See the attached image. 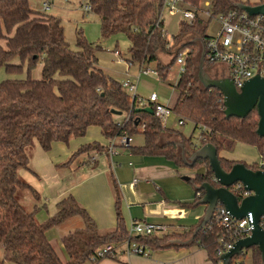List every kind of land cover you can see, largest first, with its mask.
<instances>
[{"label": "trees", "instance_id": "trees-1", "mask_svg": "<svg viewBox=\"0 0 264 264\" xmlns=\"http://www.w3.org/2000/svg\"><path fill=\"white\" fill-rule=\"evenodd\" d=\"M183 2L192 7L209 2L212 17L237 10V4L264 3ZM88 6L99 19L101 39L124 36L129 42L126 62L138 67L156 63L162 81L179 55L188 49L183 72L173 87L177 99L171 112L179 121L191 124V135L163 127L153 108L151 114L137 112L140 107L122 88L121 82L99 67L96 58V53L102 51L99 44L88 42L78 31L76 49L72 50L64 38L59 18L35 12L29 0H0V41L5 43L4 47L0 45V69L16 75L24 68L26 71L24 79L0 82V264H93L105 258L117 260L119 252L96 258L95 251L106 245H120L127 237L119 209L120 194L112 176L117 225L111 232L99 234L88 213L71 195L61 199L56 213L42 224L35 218L36 208L30 212L23 208L16 199L19 192L28 191L39 200L37 191L19 176L20 170H29L27 149H32L35 142L47 152L52 144H68L71 139L84 137L88 128L96 127L111 142L122 136H141L142 145L127 148L131 156L160 159L176 169L188 168L181 160V150L188 158L205 144L216 148L219 164L225 172L236 163L244 164L221 156L233 153L238 145L252 147L263 160L264 139L256 134V110L244 119L226 118L220 93L204 89L198 81L201 48L198 42L191 41L198 39L206 44L208 21L200 16L190 24L182 21L169 46L159 19L162 0H88ZM163 54L170 58L164 66L159 62ZM16 59L18 64L13 63ZM39 64L41 77L32 79L30 72ZM209 68L211 66L205 63V69ZM103 150L96 142L83 145L61 166H69L82 154ZM244 165L254 171L257 169L256 164ZM189 169L193 176L187 184L194 197L193 202L185 206L193 208L204 195L197 187L203 183L214 188L219 185L213 180L207 160H198ZM71 217H80L83 227L61 238L67 256V261L63 262L47 240L46 232ZM201 221L183 234L152 236L140 243L150 251L180 247L178 243L188 241ZM187 246L205 251L210 264H219L220 229L215 214ZM241 256H234L230 264ZM252 264H261L256 247L252 250Z\"/></svg>", "mask_w": 264, "mask_h": 264}, {"label": "crops", "instance_id": "crops-1", "mask_svg": "<svg viewBox=\"0 0 264 264\" xmlns=\"http://www.w3.org/2000/svg\"><path fill=\"white\" fill-rule=\"evenodd\" d=\"M258 3L256 1L250 4ZM120 38L119 36L109 38L115 43L114 49L111 51V58L117 64L122 63L121 66L125 73L124 79L119 82L125 80L136 82L139 72L136 76H129V70L134 65L128 64L126 59L122 58V53L117 49ZM103 51L105 50L102 48L101 52L96 53L98 65L102 70L100 57ZM137 69L139 71L140 67ZM221 69L224 71V68ZM222 75L226 76L225 73ZM141 77L136 83V88ZM180 132L183 134L182 131ZM135 140H133L132 145H142V137L139 141ZM94 142L104 147L101 152L92 151L89 153V159L95 161L76 164L77 159H75L69 166H61L81 146ZM110 144H113L111 156H109L108 148ZM35 148L34 152L36 153L37 149ZM38 149L41 150L39 145ZM40 152L35 154L38 158L36 169L29 168V170H26L29 178L24 181L35 189L36 186L41 187L42 181L47 179V182H49L47 187L44 185L46 187L44 189L38 191L35 189L39 200H36L28 191L19 192L16 199L29 212L36 208L35 218L41 224L56 213V205L61 199L71 195L88 213L99 234L113 231L117 225V217L110 176L115 180L120 194L119 209L125 228L132 221H145L164 225L167 228L165 234H183L204 217L205 206L200 204L193 208L185 206L193 202L194 196L193 190L182 178H192L193 174L186 175V173L181 172L182 168L176 169L160 159L131 156L127 148L120 147L117 140L112 143L105 139L96 127L88 128L82 138L71 139L68 144L54 143L49 151L44 152L41 150ZM221 156L237 161L229 157L228 154H222ZM113 159L118 162V169L114 166ZM131 159H134V161H131ZM29 164L30 167L33 165L32 160ZM70 177L73 178V182L65 184L61 180V178L65 180ZM133 180H137L135 186H132ZM48 187L51 188L49 192H47ZM43 211L45 216L41 214ZM82 227L83 222L80 217H71L46 232L47 240L63 262L67 261V256L61 245V238L67 233ZM54 230L59 232L58 242L53 241L51 238L52 236L55 237ZM182 243H178L181 245L180 247L150 251L147 258L135 255L128 256L119 252L117 260L105 258L93 264H210L205 251L193 246L188 247Z\"/></svg>", "mask_w": 264, "mask_h": 264}, {"label": "built area", "instance_id": "built-area-1", "mask_svg": "<svg viewBox=\"0 0 264 264\" xmlns=\"http://www.w3.org/2000/svg\"><path fill=\"white\" fill-rule=\"evenodd\" d=\"M177 5L184 7L181 15L183 21L188 24L196 16L200 15L207 17V19L214 18L220 24L216 36H209L205 44V63L210 65L211 68L213 66L224 68L226 77L232 81L237 90L255 75L264 79V17L249 16L238 9L224 15L212 17L209 2L203 3L200 7H192L185 4L183 0H162V9L166 7L171 11L176 9ZM48 8L47 4L43 5V10L47 11ZM84 10L89 12L90 7L85 6ZM187 52L188 50L182 52L176 60V63L180 66V73L183 72ZM141 76H154L159 79L156 68L150 69L149 67L141 66L136 82L125 80L121 82V86L138 107L153 108L155 117L165 127L164 121L172 114L171 108L160 104L155 93H151L146 99L136 94V83ZM177 123L179 126L184 125L183 121L178 120ZM117 142L120 147L128 148L132 145L133 139L128 136H122L117 139ZM108 148L109 156H111L113 144H110ZM93 160L91 159V162ZM253 164H256V171H264V160L260 159L258 163ZM136 183L137 180H133L132 186H135ZM228 189L236 196L239 202L252 195V192L246 191L239 182L234 183ZM214 214L217 227L220 229V247L217 249V256L218 263L221 264L219 257L222 254L228 252L237 241L250 236L253 230V221L250 213L242 219H234L221 205L220 207L217 205ZM259 224L264 231V217L261 218ZM126 231L127 237L120 245L103 246L95 251V257L104 258L106 255L120 252L128 256L135 255L147 258L150 255V250L140 243V240L163 235L167 232V228L164 225L145 221H132ZM92 259L94 260V258Z\"/></svg>", "mask_w": 264, "mask_h": 264}, {"label": "rangeland", "instance_id": "rangeland-1", "mask_svg": "<svg viewBox=\"0 0 264 264\" xmlns=\"http://www.w3.org/2000/svg\"><path fill=\"white\" fill-rule=\"evenodd\" d=\"M241 2H264V0H240ZM30 7L37 13H41L43 15L47 16H55L59 18L61 21V24L64 28V38L66 42L69 44L70 48L72 50H75V35L76 32L80 31L84 38L94 44H99L102 46L103 51L102 55L100 57V63L102 64L103 70L108 73L112 78L120 81L123 80L125 77V73L123 71V67L121 66L122 63L117 64L111 57V51L114 49L115 43L113 40L106 39L103 40L100 37V22L97 16H95L92 12H86L84 10L85 6H88V0H29ZM47 4L48 5V10L45 11L43 10V5ZM184 7L181 5H177L176 9L174 10H169L166 7L162 9L161 11V18L160 22L162 25L163 32L165 33V36L167 40L169 41V46L172 43V38L176 36L179 32L180 29V24L183 21L181 11ZM203 19L205 18L206 21H208L207 25V35L208 36H216L218 33V30L220 28V24L218 21L214 18L212 19H207V17H203L200 15ZM121 37L120 40L117 43V49L122 53V58L128 59V46L129 42L126 40L124 36H119ZM0 45L4 47L5 43L3 41H0ZM188 49H185L186 51ZM183 51V52H184ZM169 57L166 55H161L160 56V63L164 66L167 64L169 61ZM14 64H18L19 61L16 59L13 61ZM25 67V66H24ZM147 67L151 68H156V63H151ZM180 66L175 63L168 71L166 75V79L162 81L161 79L157 80L156 77L154 76H142L140 78L138 87H137V95L141 98H147L152 92H155V94L158 97V101L167 107H173L175 104V101L177 99V93L174 90V85L176 84L178 77H179V68ZM138 67L134 65V67L130 68L129 70V76L133 77L136 76V74L139 72ZM205 68V67H204ZM222 67L219 66H213L212 68L205 69L206 71L209 72L210 76H213L214 74H224L225 72L221 69ZM223 71V72H222ZM221 72V73H220ZM223 76V75H222ZM26 77V71L25 68L22 71L20 75L16 74H9L5 73L3 69H0V82L5 81V80H21ZM30 77L32 79H40L41 77V65H37L31 72H30ZM123 116H120V119H122ZM178 119L177 117L172 113L165 121V127L168 129H174V130H180L183 132L185 136H190L192 132V126L189 123L184 124L183 126L178 125ZM194 137L197 136V133L193 134ZM133 140L136 139L135 141H139L141 139V136H136V138L132 137ZM135 143V142H134ZM36 147V148H35ZM34 148L37 149L36 153H41L38 149V144L35 142L34 147L32 149H27V154L30 158V162L32 160L33 162V167H30L33 170V168L36 167L37 163V155L34 152ZM38 151V152H37ZM229 157L233 158L234 160L237 161H242L246 165H250L253 163H258L260 161V157L256 153V151L249 146H244V145H238L235 148V151L231 154H228ZM89 153H85L77 157L75 163H90L91 159H89ZM95 161V160H93ZM131 161H134V159H131ZM114 166L116 169H118V162L113 159ZM84 165V164H83ZM82 165V166H83ZM199 164L197 163L196 166ZM36 169V168H35ZM181 172L186 173V175H191L193 174V171L189 168H182ZM28 172L26 170H20L19 171V176L22 180H26L29 178ZM61 180L66 184L73 182V178H67V179H62ZM62 181H59L60 183H63ZM47 179L42 181L41 187H34L37 191L40 189H44L47 187ZM44 185L46 187H44ZM57 187V186H56ZM49 188V187H48ZM51 188L47 190L49 192ZM42 215L45 216V212L43 211L41 213ZM39 223V221H38ZM54 235L55 237H51L53 241L58 242L59 240V232L54 230ZM51 240V241H52ZM52 241V242H53ZM254 248V247H253ZM253 248L250 249H245L242 251V256L239 257L233 264H252V250ZM0 255L2 256V252H0ZM11 264V263H7Z\"/></svg>", "mask_w": 264, "mask_h": 264}, {"label": "water", "instance_id": "water-1", "mask_svg": "<svg viewBox=\"0 0 264 264\" xmlns=\"http://www.w3.org/2000/svg\"><path fill=\"white\" fill-rule=\"evenodd\" d=\"M236 8L249 16L264 17V3L255 6L237 4ZM195 42H198L201 48L197 67V78L200 85L204 89L217 90L220 93L226 118L244 119L255 109L258 116L256 134L259 138L264 139V79L255 75L237 90L229 78H213L204 68L205 44L198 39L191 41V43ZM137 112L151 114L152 110L145 107L138 108ZM116 115L120 114L116 113ZM179 146L181 148V145ZM262 157L264 160V144ZM181 160L188 168L198 160H207L214 181L219 185L218 188H214L208 183H203L196 188L198 191L204 192L199 204L205 206V213L202 221L193 231L191 238L182 244L187 245L210 222L217 205H221L234 219H242L250 213L253 221V230L250 236L237 241L228 252L222 254L219 257L221 264H230L234 256H240L243 250L253 247L258 249L261 264H264V231L259 224L261 218L264 217V171H254L248 169L243 163H236L229 172H225L219 164L217 150L211 144L203 145L188 158L181 150ZM182 179L188 182L190 178L183 177ZM237 182L246 191L252 192L251 196L242 199L240 202L228 189Z\"/></svg>", "mask_w": 264, "mask_h": 264}, {"label": "flooded vegetation", "instance_id": "flooded-vegetation-1", "mask_svg": "<svg viewBox=\"0 0 264 264\" xmlns=\"http://www.w3.org/2000/svg\"><path fill=\"white\" fill-rule=\"evenodd\" d=\"M213 78H224V77H226V76H222V75H220V74H214L213 76H212Z\"/></svg>", "mask_w": 264, "mask_h": 264}]
</instances>
